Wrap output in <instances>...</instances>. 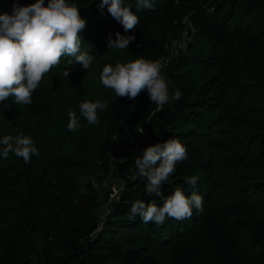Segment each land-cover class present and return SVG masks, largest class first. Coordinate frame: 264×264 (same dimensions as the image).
Returning a JSON list of instances; mask_svg holds the SVG:
<instances>
[{
    "label": "trees",
    "instance_id": "16d2710c",
    "mask_svg": "<svg viewBox=\"0 0 264 264\" xmlns=\"http://www.w3.org/2000/svg\"><path fill=\"white\" fill-rule=\"evenodd\" d=\"M36 2L0 0V15ZM66 2L87 21L81 52L92 63L64 56L31 104L0 102V139L23 133L39 152L28 163L0 155V264H264V0H151L140 9L124 0L139 19L129 32L101 0ZM117 32L136 39L109 49ZM139 58L159 61L169 96L179 90L181 99L158 106L146 90L133 100L102 85L106 65ZM85 100L107 105L97 125L80 114ZM172 137L188 158L164 195L177 185L195 191L203 211L159 226L130 220L134 201L162 204L145 192L135 159ZM111 179L121 183L114 197Z\"/></svg>",
    "mask_w": 264,
    "mask_h": 264
},
{
    "label": "clouds",
    "instance_id": "9594fccd",
    "mask_svg": "<svg viewBox=\"0 0 264 264\" xmlns=\"http://www.w3.org/2000/svg\"><path fill=\"white\" fill-rule=\"evenodd\" d=\"M108 6V12L119 22L125 32L135 29L139 23L138 16L124 0H101L99 8ZM151 0H137V8H151ZM87 21L80 16V9L66 0H37L28 7L17 6L14 14L0 15V102L12 97L21 105L32 103V95L43 80L45 74L53 67L60 65L64 56L74 57L75 64L89 69L92 57L81 52V33ZM135 35L125 36L116 33V39L109 38V49H128L135 41ZM73 65V61H68ZM162 64L159 61L136 59L132 62L117 63L114 67L106 65L100 75L105 88L112 89L119 97L135 99L147 91L152 103L163 106L170 99H181L182 93L177 90L169 96L168 81L162 75ZM68 78L70 71L63 72ZM107 105L99 100H85L79 104V111L89 124H98V110H105ZM69 131H76L81 125L75 111L68 112ZM0 155L4 159L14 153L30 162L33 155H39L31 136L21 133L17 137L5 135L0 139ZM188 158L186 147L178 138L172 137L166 142L149 146L143 150L142 158L135 159L139 176L144 178L145 192L149 196L159 197L162 204L153 199L134 201L127 216L130 220L139 217L144 223L162 225L166 218L184 220L191 218L193 209L203 211V196L195 191L185 195L182 186L177 185L171 194L164 195V184L175 171L176 165ZM185 183L196 187L198 177L186 178Z\"/></svg>",
    "mask_w": 264,
    "mask_h": 264
},
{
    "label": "rangeland",
    "instance_id": "374dc122",
    "mask_svg": "<svg viewBox=\"0 0 264 264\" xmlns=\"http://www.w3.org/2000/svg\"><path fill=\"white\" fill-rule=\"evenodd\" d=\"M111 189H112V191H114V195H113V197L118 193V190H119V188H120V181L119 180H117V179H111Z\"/></svg>",
    "mask_w": 264,
    "mask_h": 264
}]
</instances>
